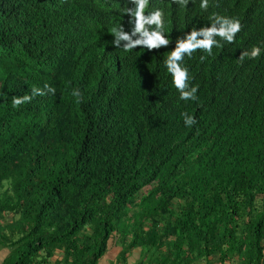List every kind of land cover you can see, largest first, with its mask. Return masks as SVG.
<instances>
[{
  "label": "trees",
  "instance_id": "16d2710c",
  "mask_svg": "<svg viewBox=\"0 0 264 264\" xmlns=\"http://www.w3.org/2000/svg\"><path fill=\"white\" fill-rule=\"evenodd\" d=\"M137 7L0 0V264H264V0H148L169 43L125 50ZM227 19L181 99L169 55Z\"/></svg>",
  "mask_w": 264,
  "mask_h": 264
},
{
  "label": "clouds",
  "instance_id": "9594fccd",
  "mask_svg": "<svg viewBox=\"0 0 264 264\" xmlns=\"http://www.w3.org/2000/svg\"><path fill=\"white\" fill-rule=\"evenodd\" d=\"M148 0H137V10L135 11V16L137 17L136 23V31H141L143 36L145 37L143 40H138L135 42H130L129 44L125 45V50L131 49L133 44H140L143 43L149 49L158 48L161 45H167L169 41L161 34V25H162V13L158 10L154 12L149 18H145L143 15L145 6L147 5ZM145 23L156 25V28L151 32L144 29ZM226 26H222L220 29L211 28L204 31L205 39L197 40V32L193 31L191 35L187 37L186 41L178 42V46L171 52L169 55L166 64L168 71L172 73L173 82L176 88L181 93V99H196L195 93L197 92L196 87H192L191 91H185L186 88L185 80L188 78V73L185 68H182L180 64H177L178 60H181L183 53H188L191 56L194 49L202 48L205 50L210 51L214 41L211 39L212 33H217L221 37H226L228 41H232L234 34L240 31L241 24L238 20H230L227 19L224 21ZM113 33L116 34L118 37L117 43L119 39L129 40V36L127 33L119 31L118 29H113ZM260 55V49L258 47H253L251 52H242L240 59L241 61L244 60L245 57L255 58ZM47 87V86H46ZM50 91L54 92V89H50ZM40 94L43 95L44 93L39 89H33V95ZM79 95V93H76ZM32 99V97L25 95L22 98H17L13 100V105L18 106L23 102H28ZM185 115V124L188 127H191L193 124L196 123L195 118L184 114ZM3 257V256H2Z\"/></svg>",
  "mask_w": 264,
  "mask_h": 264
},
{
  "label": "crops",
  "instance_id": "0c3cea01",
  "mask_svg": "<svg viewBox=\"0 0 264 264\" xmlns=\"http://www.w3.org/2000/svg\"><path fill=\"white\" fill-rule=\"evenodd\" d=\"M118 252V248L114 246L113 243L109 242L108 248L106 250V252L104 254H106L105 256H101L98 259L97 264H101L100 261H102L103 259L105 260H109L110 264H135L136 261L138 260L139 256H125V258L121 259L122 261H118V256H116ZM112 255V256H111ZM2 256H0L1 258ZM60 256H58L57 258H59ZM127 262V263H125Z\"/></svg>",
  "mask_w": 264,
  "mask_h": 264
},
{
  "label": "rangeland",
  "instance_id": "374dc122",
  "mask_svg": "<svg viewBox=\"0 0 264 264\" xmlns=\"http://www.w3.org/2000/svg\"><path fill=\"white\" fill-rule=\"evenodd\" d=\"M106 254H104L103 256H105ZM112 256V255H111ZM118 261H122L121 259H118ZM101 262V264H110V262H109V260H105V259H103L102 261H100ZM125 263H127V262H125ZM128 264V263H127ZM199 264V263H198Z\"/></svg>",
  "mask_w": 264,
  "mask_h": 264
}]
</instances>
